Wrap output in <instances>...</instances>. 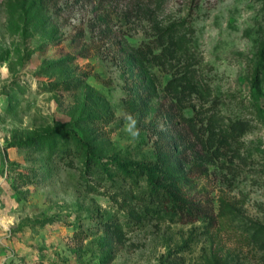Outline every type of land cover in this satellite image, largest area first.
<instances>
[{
	"label": "rangeland",
	"instance_id": "obj_1",
	"mask_svg": "<svg viewBox=\"0 0 264 264\" xmlns=\"http://www.w3.org/2000/svg\"><path fill=\"white\" fill-rule=\"evenodd\" d=\"M210 261L264 264V0H0V264Z\"/></svg>",
	"mask_w": 264,
	"mask_h": 264
},
{
	"label": "trees",
	"instance_id": "obj_2",
	"mask_svg": "<svg viewBox=\"0 0 264 264\" xmlns=\"http://www.w3.org/2000/svg\"><path fill=\"white\" fill-rule=\"evenodd\" d=\"M171 34L172 33H168V38L172 37ZM169 42L171 41L169 40ZM228 127L231 134L239 137L249 131L251 125L244 120H236L230 122ZM88 162H92V160L90 159ZM106 167L107 165L102 161H93L91 164H88V168H91L90 170L92 174L97 175L99 173L109 172V178L112 180L116 179V177L111 174L112 170L107 169ZM122 169H126V167L123 166ZM128 170L130 171L129 179L131 180V185L134 184V186L133 190L125 191V196L129 199L133 197V200L137 201L143 217H152L157 220L170 219L172 221H177L182 219V213L190 216L191 212L181 204L180 199L175 193L170 190L166 184L158 180L153 168L139 166L132 169L128 167ZM143 176H146V187L140 186V177ZM186 245L187 243H185V246ZM210 264L214 263L211 262Z\"/></svg>",
	"mask_w": 264,
	"mask_h": 264
}]
</instances>
